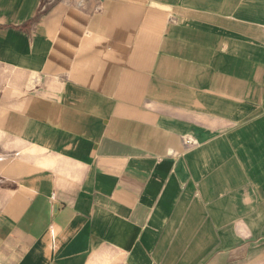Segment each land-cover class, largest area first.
Instances as JSON below:
<instances>
[{
    "label": "crops",
    "instance_id": "obj_1",
    "mask_svg": "<svg viewBox=\"0 0 264 264\" xmlns=\"http://www.w3.org/2000/svg\"><path fill=\"white\" fill-rule=\"evenodd\" d=\"M0 264H264V0H0Z\"/></svg>",
    "mask_w": 264,
    "mask_h": 264
}]
</instances>
